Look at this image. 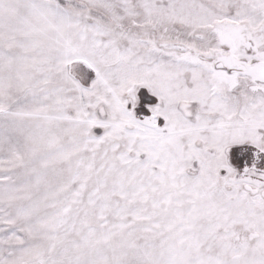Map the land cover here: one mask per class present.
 Here are the masks:
<instances>
[{
    "label": "snow or ice",
    "instance_id": "snow-or-ice-1",
    "mask_svg": "<svg viewBox=\"0 0 264 264\" xmlns=\"http://www.w3.org/2000/svg\"><path fill=\"white\" fill-rule=\"evenodd\" d=\"M0 264H264V0H0Z\"/></svg>",
    "mask_w": 264,
    "mask_h": 264
}]
</instances>
